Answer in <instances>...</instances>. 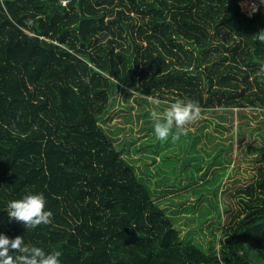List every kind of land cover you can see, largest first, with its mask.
I'll return each mask as SVG.
<instances>
[{"label":"trees","instance_id":"16d2710c","mask_svg":"<svg viewBox=\"0 0 264 264\" xmlns=\"http://www.w3.org/2000/svg\"><path fill=\"white\" fill-rule=\"evenodd\" d=\"M63 1L0 0V233L60 251V264H264V163L207 251L181 238L99 123L120 83L264 111L253 37L264 4L250 14L241 2L255 0ZM39 193L52 223L9 220V202Z\"/></svg>","mask_w":264,"mask_h":264},{"label":"rangeland","instance_id":"374dc122","mask_svg":"<svg viewBox=\"0 0 264 264\" xmlns=\"http://www.w3.org/2000/svg\"><path fill=\"white\" fill-rule=\"evenodd\" d=\"M252 3L241 5L251 11ZM111 90L100 125L174 220L181 238L217 251L222 230L239 207L233 194L256 182L264 163V111L253 105L201 108V118L187 136L176 143L161 142L150 112L162 113L183 99L145 96L123 83Z\"/></svg>","mask_w":264,"mask_h":264},{"label":"clouds","instance_id":"9594fccd","mask_svg":"<svg viewBox=\"0 0 264 264\" xmlns=\"http://www.w3.org/2000/svg\"><path fill=\"white\" fill-rule=\"evenodd\" d=\"M257 10L255 3H252L250 14ZM253 37L264 43V29ZM257 75L264 76V65H261ZM156 103L158 105L159 101ZM150 116L157 140L167 142L170 139L176 143L182 136H187L190 126L201 118V107L191 99L176 100L162 113L152 110ZM7 214L10 221L22 223L26 230L52 223L53 216L50 210H46V200L42 193L28 194L22 199L9 202ZM61 255L60 251L46 253L40 247L29 246L23 236L9 238L0 233V264H60Z\"/></svg>","mask_w":264,"mask_h":264},{"label":"water","instance_id":"95a60500","mask_svg":"<svg viewBox=\"0 0 264 264\" xmlns=\"http://www.w3.org/2000/svg\"><path fill=\"white\" fill-rule=\"evenodd\" d=\"M257 3L264 4V0H255Z\"/></svg>","mask_w":264,"mask_h":264},{"label":"built area","instance_id":"2783aa9c","mask_svg":"<svg viewBox=\"0 0 264 264\" xmlns=\"http://www.w3.org/2000/svg\"><path fill=\"white\" fill-rule=\"evenodd\" d=\"M65 2L67 3V2H68V0H64V1H63V3H64V4H66Z\"/></svg>","mask_w":264,"mask_h":264}]
</instances>
